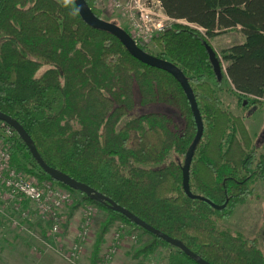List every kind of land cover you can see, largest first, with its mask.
Listing matches in <instances>:
<instances>
[{
    "label": "trees",
    "instance_id": "trees-1",
    "mask_svg": "<svg viewBox=\"0 0 264 264\" xmlns=\"http://www.w3.org/2000/svg\"><path fill=\"white\" fill-rule=\"evenodd\" d=\"M98 1L86 0L102 18ZM159 1L177 22L153 39L158 51L138 46L187 77L205 127L191 166V190L219 206L229 198L225 210L192 200L183 190L182 159L197 126L181 85L169 73L135 59L113 35L89 27L74 0H0V112L24 127L48 166L181 241L210 264H264L258 238L217 229L251 195L247 183L225 178L242 181L240 176L255 165V176L264 181V157L257 159L243 119L218 98L213 85L218 78L206 47L215 51L211 38L241 31L244 42L223 49L220 56L215 51L216 57L222 74L221 58L227 63L240 105H264V0ZM153 104L173 107L183 127L162 113L128 118L138 105ZM14 133L9 138L0 131L12 165L97 205L108 215L102 234L121 221L151 238L143 251L146 258L161 246L173 247L107 203L53 179ZM96 256L89 264H96ZM170 264L197 263L176 248Z\"/></svg>",
    "mask_w": 264,
    "mask_h": 264
},
{
    "label": "rangeland",
    "instance_id": "rangeland-1",
    "mask_svg": "<svg viewBox=\"0 0 264 264\" xmlns=\"http://www.w3.org/2000/svg\"><path fill=\"white\" fill-rule=\"evenodd\" d=\"M97 7L100 10L103 20L115 23L124 28L127 27L125 21H122L118 16L119 14L109 7L106 0H99ZM179 23L186 24L185 22ZM210 42L220 56L223 49H227L237 43H243L244 35L239 30L231 31L211 38ZM156 50L158 51L154 43L151 42L148 44L149 52L153 53ZM221 60L224 72L220 80H217L216 83L213 82L216 94L226 110L232 112L234 115L240 116L244 120L254 144H261L257 146L258 154H264V105L254 107L255 111L253 113L240 105L227 79V63L222 58ZM149 113L169 115L177 121L180 128L183 127V121L179 113L173 107L166 104H153L148 106L138 105L128 118ZM184 159L185 158L182 159V163H184ZM261 183L262 184L253 185L254 189L252 196L248 198L246 202L237 204L236 207L232 209L231 215L218 223L217 229L220 231H228L236 236H243L248 240L258 238L260 247L264 251V182ZM69 193L72 196V204L64 211L66 224L63 227L64 235L62 236L65 239L63 244L66 250H68L67 248L69 245L75 242V234L78 228H80L83 220V208L88 205L83 202L80 193H71L70 191ZM93 206L95 218L91 228V238L85 246V256L81 260L93 261V259H95L94 255L97 254L96 264H99L100 261H102L108 244L114 236L113 234L119 230L121 224L127 227L129 225L121 221L113 222L109 224L106 231L102 234L108 215L97 205ZM30 226L31 229H34L35 226L37 237H43V232L48 231L47 227L43 228L37 221L31 223ZM129 227L127 234L132 232L137 238L135 241H130L124 237L122 247H120L118 254L114 257L111 264H170L171 253L176 252V247L168 248L161 246L155 249L154 252L146 258L145 256H147V254H144L143 251L151 238L140 229L136 230ZM101 234L102 237L100 240ZM52 245H54V243ZM40 246V240H37L36 237H30L25 231L20 232L19 229H12L7 223H0V264H69L63 256L51 250H44L42 248L41 254L38 256L33 249L35 247L38 249ZM37 251H39V249ZM64 253H66V251H64ZM41 256L45 259L39 258ZM47 256H51V258H46ZM81 262L82 261H80V264H82Z\"/></svg>",
    "mask_w": 264,
    "mask_h": 264
},
{
    "label": "built area",
    "instance_id": "built-area-1",
    "mask_svg": "<svg viewBox=\"0 0 264 264\" xmlns=\"http://www.w3.org/2000/svg\"><path fill=\"white\" fill-rule=\"evenodd\" d=\"M106 1L124 19L127 32L138 45L150 44L155 37L164 35L177 22L166 15L159 0ZM0 131L9 138L15 135L14 130L2 122ZM71 204L72 196L68 190L50 180H40L36 176L28 175L13 166L11 151L0 141V223H7L12 229L25 231L28 236L40 240L39 251L36 247L33 249L38 256L43 248L60 254L69 264H80L85 256V246L91 238L95 210L89 204L83 208V220L75 234V242L66 250L63 244L65 239L62 237L66 224L64 211ZM34 221L43 228L47 227L48 231L43 232V237H37L35 226L34 229L30 228ZM128 227L121 224L119 230L113 234L101 264H111L122 247L124 237L130 241L136 240L135 234H127Z\"/></svg>",
    "mask_w": 264,
    "mask_h": 264
},
{
    "label": "water",
    "instance_id": "water-1",
    "mask_svg": "<svg viewBox=\"0 0 264 264\" xmlns=\"http://www.w3.org/2000/svg\"><path fill=\"white\" fill-rule=\"evenodd\" d=\"M74 3L76 5L77 11L83 21L91 28L99 31H103L106 33H109L116 37L121 44L127 49V51L130 53L131 56H133L135 59L140 61L141 63L148 65L150 67L160 69L162 71H165L169 73L171 76L175 78V80L181 85L185 95L187 96V99L189 101V104L191 106V110L195 119V123L197 126V134L195 139L193 140L191 146L189 147L187 154L184 159V163L182 165V187L186 194V196L192 200H200L207 202L211 207H213L216 210H223L226 208L227 203L223 206H218L212 203L211 201L207 200L206 198L196 195L191 190V166L193 162V158L196 152V149L201 142L204 134V122L201 115V112L198 107V103L196 100V97L194 95V92L190 86V83L183 73V71L174 65L171 62H168L163 59H159L158 57H155L146 51L142 50L136 42L133 40L131 35L123 28L118 26L115 23L107 22L103 20L102 18H98L91 10L89 5L87 4L86 0H74ZM207 51L210 56L211 65L214 69L215 75L217 76L218 80L221 79L223 76L222 70L220 68V64L218 62V59L216 57V52L210 47L206 46ZM0 122L7 124L10 126L13 130L16 131V133L19 135V137L23 140V142L26 144V146L29 148L34 160L38 164V166L49 176H51L55 180H59L67 184L69 187L80 190L84 193H86L88 196H90L92 199H95L97 201H103L107 203L112 209L119 211L123 216H125L128 220H130L132 223L137 225L138 227L144 229L145 231H148L149 233H152L153 235L159 237L169 245L179 248L182 252H184L188 257H190L193 261H195L197 264H210L206 260L202 259L200 256L195 254L193 251H191L188 247H186L181 241L173 239L169 237L168 235L162 233L161 231L155 229L154 227L148 225L146 222L135 216L130 211L122 208L121 206L117 205L114 201L111 199L105 197L104 195L98 193L94 189L90 188L89 186L80 183L76 181L75 179H72L68 175L48 166L45 161L42 159L40 154L38 153V150L31 138V136L26 132L24 127L14 120L12 117H9L8 115H5L4 113L0 112Z\"/></svg>",
    "mask_w": 264,
    "mask_h": 264
},
{
    "label": "flooded vegetation",
    "instance_id": "flooded-vegetation-1",
    "mask_svg": "<svg viewBox=\"0 0 264 264\" xmlns=\"http://www.w3.org/2000/svg\"><path fill=\"white\" fill-rule=\"evenodd\" d=\"M242 107H245V106H242ZM254 107H256V106H249V107H245L246 109H248V111L250 110L251 111V113H253L254 111H255V109H254ZM250 113V114H251ZM243 122H244V120H243ZM245 124V123H244ZM245 126H246V124H245ZM246 128H247V126H246ZM248 130V129H247ZM249 132V131H248ZM261 138H263V137H261ZM253 140V139H252ZM254 143V142H253ZM259 144V143H258ZM259 145H261V144H259ZM259 145H255L254 144V148H253V151L255 152V154L257 155L256 157H257V159H259V158H261V157H264V154H258V150H257V146H259ZM257 172V167L255 166V165H252L251 167H250V171H248V172H246V173H244V176H240V177H244V179L242 180V181H239L238 179H235V177H233V176H228V177H226L225 178V180H233L234 182L236 181V183L237 184H242V183H247L248 185H249V188H250V190H251V195H250V197L252 196V193H253V185H256V184H262L261 182H264L261 178H259L258 176H255V173ZM258 181H260V182H258ZM264 185V184H263ZM249 197V198H250ZM227 203V206H228V204H229V198H227V201L225 202V204ZM225 204H223V205H225ZM241 204V203H240ZM223 205H220V206H223ZM219 206V205H218ZM227 206H226V208H227ZM225 208V209H226ZM225 209H223V210H225ZM223 210H219V211H223Z\"/></svg>",
    "mask_w": 264,
    "mask_h": 264
},
{
    "label": "crops",
    "instance_id": "crops-1",
    "mask_svg": "<svg viewBox=\"0 0 264 264\" xmlns=\"http://www.w3.org/2000/svg\"><path fill=\"white\" fill-rule=\"evenodd\" d=\"M122 21H124V19H122ZM228 79V78H227ZM228 81H229V79H228ZM229 83L231 84V82L229 81ZM231 87H232V85H231ZM54 255V254H53ZM39 258H42V256L41 257H39ZM46 258H51V256H47ZM43 260L45 259V258H42ZM49 261V260H48ZM82 262V264H89V261L88 260H85V259H83V260H81ZM42 262V261H41ZM51 264V263H50Z\"/></svg>",
    "mask_w": 264,
    "mask_h": 264
},
{
    "label": "bare ground",
    "instance_id": "bare-ground-1",
    "mask_svg": "<svg viewBox=\"0 0 264 264\" xmlns=\"http://www.w3.org/2000/svg\"><path fill=\"white\" fill-rule=\"evenodd\" d=\"M138 45V44H137ZM167 61V60H166ZM169 62V61H168Z\"/></svg>",
    "mask_w": 264,
    "mask_h": 264
}]
</instances>
